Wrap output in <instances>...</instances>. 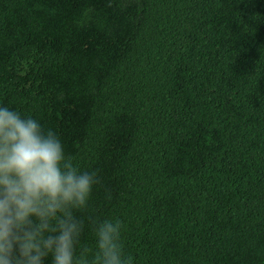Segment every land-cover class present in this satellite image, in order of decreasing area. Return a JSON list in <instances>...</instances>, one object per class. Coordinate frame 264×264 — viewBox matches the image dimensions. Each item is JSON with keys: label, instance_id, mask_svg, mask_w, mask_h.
Instances as JSON below:
<instances>
[{"label": "trees", "instance_id": "obj_1", "mask_svg": "<svg viewBox=\"0 0 264 264\" xmlns=\"http://www.w3.org/2000/svg\"><path fill=\"white\" fill-rule=\"evenodd\" d=\"M0 107L97 173L77 258L264 264V0H0Z\"/></svg>", "mask_w": 264, "mask_h": 264}, {"label": "clouds", "instance_id": "obj_2", "mask_svg": "<svg viewBox=\"0 0 264 264\" xmlns=\"http://www.w3.org/2000/svg\"><path fill=\"white\" fill-rule=\"evenodd\" d=\"M95 171L80 172L60 139L34 118L0 107V264H89L76 257ZM97 248L92 264H132L123 254L122 222L93 221Z\"/></svg>", "mask_w": 264, "mask_h": 264}]
</instances>
